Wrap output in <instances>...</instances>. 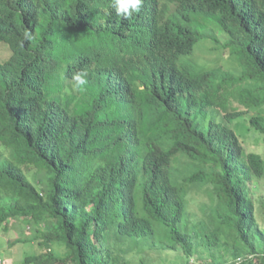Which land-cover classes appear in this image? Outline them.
Wrapping results in <instances>:
<instances>
[{
  "label": "trees",
  "instance_id": "1",
  "mask_svg": "<svg viewBox=\"0 0 264 264\" xmlns=\"http://www.w3.org/2000/svg\"><path fill=\"white\" fill-rule=\"evenodd\" d=\"M206 22L227 36L238 75L179 64L203 37L218 43ZM0 44L11 53L0 62V224L25 219L27 242L67 250L27 263L132 264L126 254L159 246L186 262L206 249L223 253L218 264H264L248 189L264 160L230 128L244 111L227 110L237 87L245 109L264 105V0H143L129 18L113 0H0ZM81 70L84 91L71 79ZM249 127L264 135V117ZM195 185L210 186L211 206L190 226Z\"/></svg>",
  "mask_w": 264,
  "mask_h": 264
},
{
  "label": "rangeland",
  "instance_id": "2",
  "mask_svg": "<svg viewBox=\"0 0 264 264\" xmlns=\"http://www.w3.org/2000/svg\"><path fill=\"white\" fill-rule=\"evenodd\" d=\"M207 33L214 35L218 43H214L204 37L194 47L190 55L182 56L179 64L183 63L194 71L213 70L221 68L224 71L239 74L242 71L239 61L229 48H226L227 36L224 33L218 32L216 27L211 22H206ZM224 45L225 47H223ZM11 56L10 50L7 46L0 44V62L7 61ZM254 82V81H253ZM253 82H244L240 88L249 89ZM256 88L261 87V91L255 96L261 97L264 91V86L256 84ZM238 88V87H237ZM234 89V94L238 96L230 99L227 105V110L243 112L239 118H236L230 124V128L240 141L244 153L259 154L264 160V135L259 134L249 127V119L252 115L260 114L264 117V105L262 109L250 110L245 109L239 102V95H241L239 88ZM219 110L220 116H216L217 122L227 124L223 112ZM27 178L34 184L35 171L28 167L23 168ZM195 185L186 188L185 202L187 206V215L185 220L190 226L198 220H205L209 215L210 201V186ZM248 189L250 196L254 200L256 211V219L259 229L264 233V173L261 178H254L248 182ZM35 235L33 226L25 219H9L7 223L0 224V258L6 264H33L27 263V257L39 256L44 253H51L58 259H62L67 254V250L63 244H55L46 249L40 245L41 240H34L27 242ZM64 246V247H63ZM130 259L132 264H218L220 257H224L223 253L218 250L199 249L198 252L186 262V258L180 252L162 251L158 248L144 249L142 252H131L125 255Z\"/></svg>",
  "mask_w": 264,
  "mask_h": 264
},
{
  "label": "clouds",
  "instance_id": "3",
  "mask_svg": "<svg viewBox=\"0 0 264 264\" xmlns=\"http://www.w3.org/2000/svg\"><path fill=\"white\" fill-rule=\"evenodd\" d=\"M142 4L143 0H113V8L115 13L123 18H129L138 13L141 10ZM32 39V34L26 31L24 33V38L23 41H21V44H23L24 41H30ZM87 75L88 73L83 70L77 71L72 75L71 79L75 82L74 86L78 90H85V86L88 83L86 79Z\"/></svg>",
  "mask_w": 264,
  "mask_h": 264
},
{
  "label": "built area",
  "instance_id": "4",
  "mask_svg": "<svg viewBox=\"0 0 264 264\" xmlns=\"http://www.w3.org/2000/svg\"><path fill=\"white\" fill-rule=\"evenodd\" d=\"M0 264H6L3 259L0 258Z\"/></svg>",
  "mask_w": 264,
  "mask_h": 264
}]
</instances>
